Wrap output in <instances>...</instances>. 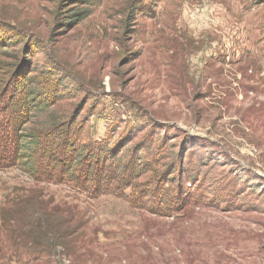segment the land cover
Returning <instances> with one entry per match:
<instances>
[{
    "label": "rangeland",
    "instance_id": "rangeland-1",
    "mask_svg": "<svg viewBox=\"0 0 264 264\" xmlns=\"http://www.w3.org/2000/svg\"><path fill=\"white\" fill-rule=\"evenodd\" d=\"M0 30V122L24 100L66 164L0 168V264H264V0H0ZM75 148L122 183H72Z\"/></svg>",
    "mask_w": 264,
    "mask_h": 264
},
{
    "label": "trees",
    "instance_id": "trees-1",
    "mask_svg": "<svg viewBox=\"0 0 264 264\" xmlns=\"http://www.w3.org/2000/svg\"><path fill=\"white\" fill-rule=\"evenodd\" d=\"M3 33L0 30V46L7 41ZM23 102L24 100H21L19 102L20 104L18 105L17 109V112L20 113V117L22 120L21 123L18 120H7L5 122H0V168L11 167L17 163H20V165L24 167L25 171L32 175L34 178L40 177L48 181L57 182L60 177L65 176V172H63V174L59 176V174H55V170L57 168H64L66 164L64 160L53 158L52 154L58 155L60 153H63L62 151L64 150V146L57 144L51 138L55 137V139L59 140L61 134L59 136H56L57 134L51 132L48 134L44 133L38 136H28L25 137V139L24 136L18 138L17 127L20 124L24 125L28 122V120H26L27 115H29V113L31 112L30 109L26 108V104H23ZM9 114L11 115L12 112H10ZM65 143L68 144V142ZM70 143L71 147L73 148L74 145H76V140L72 142L70 141ZM75 149V152H71L69 156L72 157L73 161L77 160V157H80L82 159L80 161V169L78 170L80 171L82 176L71 178L70 181L72 183L81 186L92 185L94 191L96 188V195H101L102 193L108 194L110 192V183L114 181H119V183H122V180L120 181L118 177L115 176L116 171L114 169L111 170L108 167L106 168L104 162L101 168H97L99 157L97 158L95 153H92L91 150H87V153L84 155L78 154L79 151L77 152V150L79 148ZM93 155H95L96 157H93ZM91 157H93L95 160V169H92L93 160H90ZM105 170L107 172L106 174H104ZM85 189H87L88 192L91 191L89 187ZM91 193L93 192L91 191ZM180 195L182 196L183 193H180ZM186 198L187 201H190V199H192L190 195H187ZM180 201L181 200L179 198H177L176 200L173 199L171 201H168V209H173L180 203ZM157 205L158 204H156L155 206ZM46 249L52 250L50 245H46L43 250ZM34 251L42 252L39 249H34Z\"/></svg>",
    "mask_w": 264,
    "mask_h": 264
}]
</instances>
